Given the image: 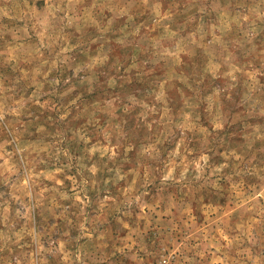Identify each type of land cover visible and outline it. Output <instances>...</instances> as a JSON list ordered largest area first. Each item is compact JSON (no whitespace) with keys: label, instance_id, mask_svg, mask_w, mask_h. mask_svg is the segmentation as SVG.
<instances>
[{"label":"rangeland","instance_id":"374dc122","mask_svg":"<svg viewBox=\"0 0 264 264\" xmlns=\"http://www.w3.org/2000/svg\"><path fill=\"white\" fill-rule=\"evenodd\" d=\"M0 264H264V0H0Z\"/></svg>","mask_w":264,"mask_h":264}]
</instances>
